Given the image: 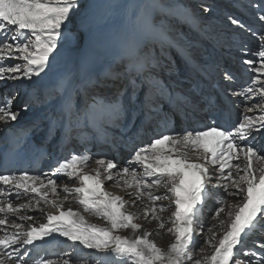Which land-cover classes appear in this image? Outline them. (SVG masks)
Wrapping results in <instances>:
<instances>
[{
  "label": "snow or ice",
  "instance_id": "obj_1",
  "mask_svg": "<svg viewBox=\"0 0 264 264\" xmlns=\"http://www.w3.org/2000/svg\"><path fill=\"white\" fill-rule=\"evenodd\" d=\"M97 6L95 0H0V30L14 26V30H9L10 35L0 37V61L10 58L22 61L10 66L0 64V81L16 83L13 96L21 89L28 92L34 87V80L62 57L75 56L78 64L88 70L103 43L95 16ZM210 10L209 6H203L204 12ZM261 11L264 12V8ZM78 13L77 27L73 30V17ZM258 19L264 22V14ZM229 21L245 27L236 18L229 17ZM143 23L154 32L159 52L152 54L146 47L135 44V58L130 59L126 45L116 71L91 75L87 97L79 105H67L58 120L49 121L47 136L59 135L61 141L67 143L87 133L93 140L99 137L104 144L113 147L119 142L131 150L148 134L146 126L155 121L152 131L155 138L131 151L123 167H118L115 158H101L95 160L96 167L88 173L85 169L91 162L90 155L73 152L50 173L32 175L23 170L19 174L0 175V228H3L0 264L12 259L16 264H28L25 257L31 259V253L27 246L53 233L73 245L78 242L85 249L111 253L129 264H264V243L257 242L255 249H251L246 240L264 233V148L257 147L259 134L264 131V81L260 79L264 74V34L258 36V50L246 44L239 48L242 56L255 58H244L241 63L257 74L250 84L232 93L245 100L239 122L228 130L217 123L221 112L208 111L207 123L193 121L192 128L185 125L177 130L174 124L170 125L164 104L181 108L187 119L190 101L174 93L161 77V72L171 74L173 71L166 55L172 44L154 18L150 21L145 18ZM84 35L86 43L82 42ZM224 79L233 82L235 77L225 70ZM254 98L261 102L249 107L248 103ZM12 102L7 94L0 96V122L5 125L18 119L19 113L11 110ZM208 106L213 107L211 101ZM24 109L28 110L29 105L25 104ZM256 109L259 115H250ZM139 117L143 119L137 124ZM39 126L38 123L33 125ZM115 130H119V135ZM62 175L67 176L69 182L75 179L79 186L69 187L68 183L58 186L57 177ZM105 181H115V187L126 190L134 199L126 201L104 190ZM216 189L226 194L217 193L214 201L219 205L215 210L216 218L226 212L227 223L219 221L222 226L226 223V230L217 243H213L214 231L205 236V243L214 251L195 259L193 248L203 232V210ZM60 191L66 193L65 200L74 195L85 212L103 218L109 227L88 224L79 211L65 210L58 202ZM22 197L29 202H13ZM142 198L153 204L150 213L144 209L145 217L151 215L161 229L165 227L161 216L166 207H175L170 217L172 227L167 229L174 240L167 250L149 238L148 230L134 238L117 234L120 229H131L135 233L142 228L135 223L138 217L124 210L126 205L134 206ZM227 198H240L241 202L232 210L233 206L226 203ZM163 200H170V204H160ZM41 202L51 204L56 210L46 213L45 223L29 224L25 228L23 223L16 222L31 221L33 217L21 214L22 211L38 208ZM8 227L14 231L8 232ZM252 256L256 257L255 262L249 259ZM39 264H72V258L65 254L58 261L40 259Z\"/></svg>",
  "mask_w": 264,
  "mask_h": 264
},
{
  "label": "bare ground",
  "instance_id": "obj_2",
  "mask_svg": "<svg viewBox=\"0 0 264 264\" xmlns=\"http://www.w3.org/2000/svg\"><path fill=\"white\" fill-rule=\"evenodd\" d=\"M240 1V0H239ZM96 4L98 5L95 9V16L97 19V22L100 26V31L102 32L103 36V43L102 46L98 49V54L95 55L91 61L94 65L99 64L101 68L100 72L105 71H116V64H114L113 59L115 56H113V52H109L110 46L113 43H117V41H121L125 44H142L143 47H146L148 52H152L153 48L157 46V40L155 37V34L153 31H149L144 23L143 20L147 18L149 21L151 19H155L156 16L164 15L168 16L170 18V22L173 26L170 29V33L174 32V30L182 31L183 33H188L190 38H185L182 36V34L176 36L177 46L181 47L183 51L197 60H200L202 65L206 67L208 70L209 75L213 79H222L223 84H220L225 89L229 90L230 88L233 89V92H237L241 90L240 81L247 79V84L251 83V80L257 75L256 73L249 71L247 69L246 65H243L241 63V60L244 58L249 59H255L254 57H244L241 55V52L239 51V48L246 43V39L244 38V34L246 33L247 29H252L250 37H255V39H258V36L261 34H264V22H260L258 19V16L260 14H264V12L261 11L262 8H264V0H252L250 2L248 8L249 9H240L239 11H234L233 9H230L232 12L231 15L233 18L238 19L241 24H243L245 27H241L239 25H233L230 23L229 19H227V23L224 25L228 27V29L231 31L229 36L232 37L231 43L232 46H230L227 51L225 49V52L227 53V57L229 56V60L232 59V61H229L226 59V56H221L218 53L213 52L212 57H220L223 62L222 66H217V62L212 59V57L209 59L208 57H204L203 54L205 52L211 50L212 46L209 45V42L203 35L198 34L196 31V23L184 19L180 14H183V9L178 10H172L168 7L169 4L162 2L161 0H95ZM214 0H204V3L200 6L194 5V3H189V5H184L186 7L185 9L188 10V6L191 5V7H198L200 9L199 11L195 12L198 15H202L203 6H210ZM220 4V3H219ZM215 6V8H220V5ZM230 4V3H229ZM213 6L211 8H213ZM83 7V5H82ZM236 7V6H235ZM197 9V10H198ZM221 9V8H220ZM191 10V9H189ZM186 14L187 11L183 10ZM222 11V9H221ZM191 12L194 13L193 10ZM201 12V13H200ZM204 12V11H203ZM207 13H212L211 11L205 12V17L208 19H213L211 16H208ZM216 14V13H215ZM163 17V16H162ZM79 18V13L77 16L73 17V30H76L77 27V21ZM205 18L199 19V21H205ZM211 24H214L213 20H210ZM210 24V25H211ZM159 27L160 24L158 23ZM198 26H203V33H206L209 29V26L207 24L201 25L200 23ZM212 30L221 31V34H225L222 32V29L218 26L211 27ZM161 29V28H160ZM9 30H14V28H10L7 26L5 30H0V37L8 34L10 35ZM168 32V33H169ZM169 33V34H170ZM253 33H259L258 35H253ZM244 35V36H243ZM243 36V37H242ZM87 37L84 35L83 41L86 43ZM221 40V37H220ZM199 41V42H198ZM12 42V41H10ZM227 42V40H226ZM198 43L204 44V46H201ZM255 44L254 40H252L251 46H249L252 50H258V47L260 45V41ZM214 44H217L220 46V48L223 49V46L219 42V40H214ZM255 44V45H254ZM227 48V47H226ZM171 49V50H170ZM168 50L166 53L168 59L175 60L182 66V60L180 59L179 55L175 56L172 52V47ZM194 49H201L199 52H194ZM208 51V52H209ZM215 53V54H214ZM230 53V54H229ZM231 58V59H230ZM20 62L19 59L10 58L6 61H0V64H7V65H13L14 63ZM259 61L257 60V65ZM220 65V64H219ZM80 65L77 62V58L75 56H65L62 57L55 66L51 67L47 70V72L44 74L46 77H52L54 80H58L59 84H64L65 80H67L68 83H66V89H64V93L66 92V95L62 98H60L59 94H55L52 90L53 87L48 89L45 94V98H57V100L54 102V105L43 108V105L46 106L47 104L40 98H37L36 95L32 91L25 92L23 89H21L15 96H12L13 102L11 104V108L15 106L16 103H28L29 109L26 110V112L21 116L18 115V119L16 121H10L7 125H5L3 122H0V141L3 136L5 135H13L14 137H19L25 139V144L22 146V148L25 149L27 153H30V148L34 149H40L45 148L49 149V152H58L60 149H62L63 141L61 139H57L58 135L48 138L47 136V127L49 121L51 119H59L62 115L61 110L58 113H55V105L58 101L62 100L64 103H67V101L70 99V96L75 94L79 91V95L81 93L85 94V97H87V90L90 88V81L88 82H81L79 80V74L78 69ZM178 71L182 70L181 74L177 73ZM177 70L173 71L171 74H168V76H172L173 79L178 78L179 80L183 81V89L177 87L176 85L172 86L170 85V88L173 90L174 93L178 95H184L185 98H187L188 101H190L188 96L186 95L185 89L186 88H193L196 87L194 96L196 99H192L190 101V105L187 108V112L190 113V115L185 118V112L181 110V108L176 107L172 108L168 105V103L164 104V112L167 113L169 118V123L174 124L171 122L173 119L175 121V127L177 130H179L183 126L187 127H193V121H196V123L204 124L207 123V121L204 120L205 112L208 111V101L205 100V97L207 95H211L213 93L210 86L206 83L201 85L202 83L198 85H194V80H191V76H194L193 72L189 69H182L178 68ZM230 71L235 79H239V81L234 80L233 82H228L224 79V76L222 73L224 71ZM221 77V78H220ZM260 79L264 81V74L260 75ZM204 80V79H203ZM225 80V81H223ZM225 84V85H224ZM245 86V87H246ZM16 89V83L13 81H0V96H4L7 94L9 97H11L12 90ZM226 90V91H227ZM28 93V94H27ZM233 100V104L235 105L236 113L239 116V119L241 118V113L243 112V104L245 103L244 98L242 97H236L230 95ZM200 98H203L204 100L201 102ZM15 100L17 102L15 103ZM79 102V103H78ZM261 102L259 98H254L251 102L252 103H259ZM81 103V100L78 98L75 102H70V105H79ZM251 106V105H250ZM249 106V107H250ZM24 107V106H23ZM217 109V108H213ZM38 112L36 113V111ZM212 111V110H210ZM250 115H259V110L256 109ZM48 117L47 120H44L45 117ZM141 119L143 117H139L136 121L137 124L140 123ZM39 124V127H33L34 124ZM155 121H153L152 125L146 126L147 135L145 136V139L147 136L152 134V131H154ZM22 130L29 131L28 135L23 137ZM119 132V130H117ZM135 131V128L133 129ZM261 139L257 142L258 148H264V131L261 133ZM259 134V135H260ZM84 136V134L77 135V136ZM87 137H90L87 133H85ZM259 139V138H258ZM91 144L95 145V143L92 141H89ZM89 142L85 141L79 144V142L76 143L75 146H73L74 151L81 152L83 149V146L85 144H88ZM74 145V144H72ZM71 145V146H72ZM143 147V146H142ZM98 149H105V147H97L95 150ZM123 153H125V150H122ZM121 152V153H122ZM61 153H57V156H59ZM87 155H90L91 161H92V155L87 152L85 153ZM264 154V153H262ZM113 158L111 155L103 154L102 156L96 158ZM51 159V156L48 159H41L39 168L36 170V175H40L43 173H50L52 169L57 167L55 164H52L50 166H47L46 163H49V160ZM115 161H118V167H123L126 163L127 159L126 157L117 159L115 158ZM90 164V163H89ZM87 165V168L85 169L86 172L92 173V170L96 167L95 162L92 163V165ZM140 169H138L139 171ZM64 183H68L69 187H76L79 186L78 181L73 179L72 181H68L67 176H59L57 177V184L58 186L63 185ZM115 181H105L103 187L104 190L112 192L114 194L122 196L126 201H131L134 199V196L128 195L127 191L122 188H117L114 186ZM109 186L114 187V190H110L111 188H108ZM219 193V195H225L222 189H216L214 190L213 194ZM66 193L63 191L59 192L58 202H61L63 204L64 209L72 208L74 211H79L81 215L84 217V220L88 224H95L100 227H109V224L106 220L103 218L90 213L85 212L83 210V207L76 202L74 195H69L68 199L65 200ZM216 196V195H215ZM25 198V197H22ZM15 199V204H21V203H28L29 199L25 198L24 200ZM53 198V197H50ZM231 199V200H230ZM230 203L232 207V210L234 209V206L241 202L240 198H230ZM33 205H35V200L31 201ZM211 202V201H210ZM163 205H169L170 200H163L159 202ZM212 203V202H211ZM153 207V204L147 199L142 198L140 200H137L135 205L128 204L125 206V211L132 213L133 215L137 216L138 218L135 220V223H138L142 225V228L137 230L135 233L132 232L131 229H120L118 230L117 234L122 236H128L130 238H134L136 235H142L144 230H148L151 235L150 239L153 240L156 245L164 250H167V246L173 242L174 235L172 233H169L167 231L168 228L172 227L171 222V214L173 211H175L174 205L170 207H166V210L163 212L161 219L165 222V227L163 229L159 228L157 226V221L152 218L151 215H149L147 218L144 215V209L147 208L149 210V213L151 212V209ZM56 210L52 207L51 204H45L44 202H41L39 207H33L32 209L24 210L21 214L32 216L33 219L31 221H19L18 223H23L24 227L27 228L29 224H33L34 226H38L41 223L46 222V213L48 212H55ZM213 213L212 217L208 216L206 219L203 217V222H201L203 225L208 224L211 227L216 226L214 232L216 233V238L213 243H217L219 238L223 235V232L226 230V223H227V215L226 212L224 214H221L218 218L215 217V211H211ZM12 219L14 217L9 219V224L11 223ZM225 220V225H220L219 221ZM217 223V224H216ZM7 227V226H4ZM8 232L14 231V229L8 227ZM211 232L209 234L211 235ZM3 234V228H0V235ZM246 240H250L254 243L260 242L264 243V233H258L255 236L247 237ZM250 244V243H249ZM67 247L66 252H62L61 255L68 254L72 258V264H129V262L117 258L113 256L111 253L105 254V253H98L94 249H85L82 245H79L77 242L75 245L71 241H68L65 237L60 236L58 233H53L50 237H46L42 241H35L33 245L27 246L29 248V251L31 253V259L28 257H25L26 260H28V264H33V261H35V264H39L40 259H50L54 261H58L61 258H53L54 252H56L58 249ZM31 248V249H30ZM66 248V247H65ZM38 250H43L44 253H46V257L43 255H40L37 253ZM214 251V248L211 246L209 248L208 255H211V253ZM56 254V253H55ZM60 254V253H59ZM63 258V257H62ZM249 259H252L255 262V257H249ZM5 264H16L15 259L6 261Z\"/></svg>",
  "mask_w": 264,
  "mask_h": 264
},
{
  "label": "rangeland",
  "instance_id": "obj_3",
  "mask_svg": "<svg viewBox=\"0 0 264 264\" xmlns=\"http://www.w3.org/2000/svg\"><path fill=\"white\" fill-rule=\"evenodd\" d=\"M162 2H165V3H167V4H169L168 5V7L170 8V9H172V10H178V9H183V10H185V11H187L188 13H191V14H195V12H197L198 10H200V9H198V7H191V5L190 6H188V8L189 9H191V10H193L194 11V13L193 12H191V10H186L185 8L186 7H184V5L186 6V5H189V3H194V5H197V6H200L201 4H203L204 3V0H161ZM220 3V4H219ZM230 3V4H229ZM213 4L215 5V6H218V4L220 5V8L222 9V11H221V9L219 8H215V6H213ZM214 7L213 9L211 8V7ZM236 6V7H235ZM248 6H249V3H247L246 1H239V0H214V2H212V4H210V11L212 12V13H207V15L208 16H211L212 18H213V21H214V25H216V26H218L219 28H221L222 29V32H224L225 34H221V31H218V30H216V31H212L213 32V35H214V33H215V35L214 36H216L217 38H218V40H219V42L221 43V45L223 46V49L222 48H220V46H219V52H218V54L219 55H221L222 56V51H224L225 49H226V51H227V49L230 47V46H232V44L231 43H229V42H231V39H232V37L231 36H229V34H230V32L232 31H230L229 29H228V27H226V26H224L226 23H227V19H229V17H233L232 15H231V11H230V9H233L234 11H239L240 9H249L248 8ZM198 9V10H197ZM179 11L178 10V12H184V11ZM201 13V12H200ZM216 13V14H215ZM203 15H205V12H203L202 11V18H206V17H203ZM163 16V17H162ZM227 18V19H226ZM207 19H208V17H207ZM155 21H157L159 24H160V28L162 29V30H164V31H166L167 29H168V27H172L173 28V26H172V24H171V22H170V18L168 17V16H164V15H162L161 14V16L160 15H158V16H156V18H155ZM216 26H215V28H216ZM180 34H182V36H184L185 37V34L184 33H182V31H178V30H174V32H172V34H170V36H169V39L170 40H172L173 41V39H176V36L178 37V35H180ZM249 34V31L248 32H246V35H248ZM220 37H221V40H220ZM226 40H227V42H226ZM254 42H255V44H256V42H258L259 43V39H254ZM258 43H257V46L256 47H258ZM254 44V45H255ZM227 47V48H226ZM218 48V47H217ZM259 48V47H258ZM197 50V51H196ZM200 52L201 51V49H194V52ZM225 52V51H224ZM215 54V53H214ZM227 54V53H226ZM230 54V53H229ZM226 57H227V55H225ZM229 57V56H228ZM216 58V59H215ZM212 59L214 60V61H216L217 62V66H222V62H223V60L220 58V57H212ZM231 59V58H230ZM172 64V69H173V67H175L176 66V64H175V62L174 63H171ZM220 64V65H219ZM174 70H175V68H174ZM19 92V91H18ZM12 94H13V91H12ZM13 95H11V97H12ZM245 104V103H244ZM244 104H243V107H244ZM251 104H248V106H250ZM22 106H24V104H17L14 108H11V110L12 111H14V112H18L21 116H23V114L26 112V110L24 109V107L23 108H21ZM91 165V163L89 164V166ZM108 188H111L110 190H114L115 188L114 187H112V186H109ZM216 193L215 194H213V199H211V200H209V201H211V202H209L208 201V203L205 205V207H204V210L203 211H207V212H204L203 213V217L204 216H206V218L208 217V216H211L212 217V215H213V213L211 212V211H215L216 210V208L217 207H219V205L217 204V203H215L214 201H215V198H216ZM223 195V194H222ZM230 198H227V200H226V203L228 204V205H230L231 206V204L232 203H230V200H229ZM32 203V202H31ZM209 206V207H208ZM212 207V208H211ZM212 209V210H211ZM205 218V219H206ZM201 222H203V219L201 220ZM217 224V223H216ZM203 225V224H202ZM212 225H208V224H206V225H203V232L197 237V242H196V244H195V247L193 248V256H194V258L195 259H201L202 258V256H205V255H208V253H209V248L211 247L209 244H206L205 243V236H210V234H209V232H210V229H211V231H214L215 230V228H216V226H215V228H214V226L213 227H211ZM198 231H199V229H198ZM214 242V241H213ZM250 243V244H249ZM260 243V242H259ZM257 244V242L256 243H254V242H252V241H250V240H247V247L248 248H251V249H255V245ZM201 248H203L204 249V252L203 253H201L200 252V249ZM59 252H63V250L62 251H59ZM66 252V251H65ZM64 252V253H65ZM255 257V256H254ZM255 259H256V257H255Z\"/></svg>",
  "mask_w": 264,
  "mask_h": 264
}]
</instances>
